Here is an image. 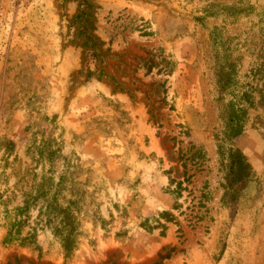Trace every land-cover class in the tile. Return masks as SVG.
<instances>
[{
  "label": "rangeland",
  "instance_id": "1",
  "mask_svg": "<svg viewBox=\"0 0 264 264\" xmlns=\"http://www.w3.org/2000/svg\"><path fill=\"white\" fill-rule=\"evenodd\" d=\"M61 3L0 0L7 207L21 206L16 186L52 171L55 182L66 179L61 205L76 197L77 182L85 191L84 235L68 264H264V101L253 90L264 95V71L256 73L264 69V0H96L102 65L85 63L69 43L77 4ZM216 62L231 80L222 95ZM244 92L255 107L246 105L243 131L231 137L225 105ZM7 141L14 146L5 163ZM41 146L53 152L50 162L39 158ZM236 149L249 179L232 205L224 186ZM177 182L180 197L170 192ZM2 211L0 264H62L46 231L38 232L41 259L3 246ZM164 211L176 221L159 219Z\"/></svg>",
  "mask_w": 264,
  "mask_h": 264
},
{
  "label": "trees",
  "instance_id": "2",
  "mask_svg": "<svg viewBox=\"0 0 264 264\" xmlns=\"http://www.w3.org/2000/svg\"><path fill=\"white\" fill-rule=\"evenodd\" d=\"M62 7L69 2L77 4L75 14L68 21V28L72 31L69 43L75 44L82 48V56L85 63L102 65L108 58V50H103V42L96 35V11L99 9L96 0H61ZM211 5L207 7L209 9ZM240 13V12H239ZM261 20L264 22V10L262 12ZM201 20L197 18V21ZM218 33L214 29L210 38L213 41L218 39ZM264 67V64H261ZM101 67V66H100ZM264 69H256V73H260ZM92 72H87V79L92 76ZM215 74L217 77V87L220 95L228 91L231 87V80L226 79V72L224 66L220 62H216ZM103 73L100 71V78ZM260 94V106L264 101L263 89H253ZM253 92H244L238 98L237 102L230 101L225 108H227L229 115V129L231 137L239 136L244 128L245 120L247 119V109L255 107L254 98L251 95ZM230 94V93H227ZM245 104V106H244ZM248 106V108L246 107ZM7 147L5 149V163H8V158L13 151L14 143L11 141L5 142ZM44 146V145H43ZM43 146L37 148L39 158L48 156L46 160L50 162V155L53 153H46L43 151ZM49 154V155H48ZM229 172L226 177V185L224 186L225 194L229 195L232 205L237 200V192L244 189L248 183V175L246 170L248 168L245 157L239 150L229 151ZM246 173V174H245ZM66 174V173H65ZM53 172L48 171L42 174L39 178L34 175L33 184L26 187L16 186L15 191L19 192L22 197L21 206L9 209L7 207L8 197L0 192V207H3V225L5 228V235L3 236L1 244L3 246H17L19 248H27L38 252V258L43 256L41 245L39 244L38 232H49L51 242L50 246L57 244L62 256V264H68L73 260L74 253L77 251L80 244L81 237H83V229L80 220V214L83 210L82 195L85 191L81 187V183H76V197L66 201L65 205L60 204L62 188L66 186V179L64 176L60 177L57 182L52 176ZM4 176V175H3ZM174 183L170 179V184ZM182 182H177L175 188L170 192L181 196ZM32 210L37 212L34 218L30 213ZM159 219L165 223H174L176 218L171 213L164 211L159 215ZM157 228H164V225L156 221ZM151 229L152 227H149ZM171 249L167 254L160 257V260H167L170 258Z\"/></svg>",
  "mask_w": 264,
  "mask_h": 264
}]
</instances>
